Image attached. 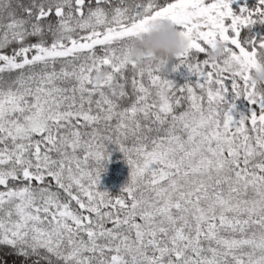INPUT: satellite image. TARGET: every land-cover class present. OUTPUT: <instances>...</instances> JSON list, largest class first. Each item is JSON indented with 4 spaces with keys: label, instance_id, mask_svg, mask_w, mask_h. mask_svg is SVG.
Masks as SVG:
<instances>
[{
    "label": "snow or ice",
    "instance_id": "1",
    "mask_svg": "<svg viewBox=\"0 0 264 264\" xmlns=\"http://www.w3.org/2000/svg\"><path fill=\"white\" fill-rule=\"evenodd\" d=\"M158 23L189 42L167 72L128 58ZM258 23L264 0H0V247L23 264H264ZM182 67L196 79L177 86ZM109 143L131 166L116 196L99 188Z\"/></svg>",
    "mask_w": 264,
    "mask_h": 264
},
{
    "label": "clouds",
    "instance_id": "2",
    "mask_svg": "<svg viewBox=\"0 0 264 264\" xmlns=\"http://www.w3.org/2000/svg\"><path fill=\"white\" fill-rule=\"evenodd\" d=\"M188 43L172 24L158 23L151 31L131 42L128 58L141 68L163 61L162 70L167 72L174 65L176 58L185 52ZM225 47L223 42L217 41L215 49L209 54L210 57L214 60L221 58ZM103 79L104 74H98V82ZM251 81L258 89H264V62L252 72Z\"/></svg>",
    "mask_w": 264,
    "mask_h": 264
},
{
    "label": "trees",
    "instance_id": "3",
    "mask_svg": "<svg viewBox=\"0 0 264 264\" xmlns=\"http://www.w3.org/2000/svg\"><path fill=\"white\" fill-rule=\"evenodd\" d=\"M24 2H28V0H24ZM247 2L249 5H254L256 0H247ZM250 31L253 38H261L262 36V39H264V24L258 23ZM175 63L176 61H174ZM169 78L174 80L177 86H183L196 79L186 67H182L178 72L171 73ZM233 102L236 104L234 109L236 117L240 118L242 112L247 109L250 114L251 108H249V101L246 98H239ZM107 146L109 147L107 151L111 153V160L106 162L107 170L101 176L99 188L101 191L116 196L121 193L130 181L131 166L128 164L123 152L119 150L118 145L109 143ZM0 264H23V262L19 257L11 254L7 247H0Z\"/></svg>",
    "mask_w": 264,
    "mask_h": 264
},
{
    "label": "rangeland",
    "instance_id": "4",
    "mask_svg": "<svg viewBox=\"0 0 264 264\" xmlns=\"http://www.w3.org/2000/svg\"><path fill=\"white\" fill-rule=\"evenodd\" d=\"M261 39H262V36H261ZM241 99H244V97H241ZM249 108H251L250 103H249ZM247 110H244V112H242V115H247V114L249 115V113L247 112ZM233 114H234V117L235 118L239 119L238 117L235 116V112L234 111H233ZM106 147H107V150H109V147L108 146H106Z\"/></svg>",
    "mask_w": 264,
    "mask_h": 264
}]
</instances>
